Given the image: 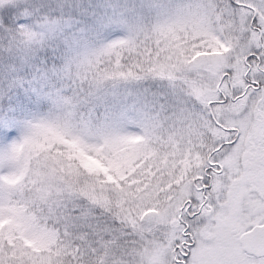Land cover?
<instances>
[{
    "label": "snow or ice",
    "instance_id": "6c2138e0",
    "mask_svg": "<svg viewBox=\"0 0 264 264\" xmlns=\"http://www.w3.org/2000/svg\"><path fill=\"white\" fill-rule=\"evenodd\" d=\"M0 264H264V0H0Z\"/></svg>",
    "mask_w": 264,
    "mask_h": 264
}]
</instances>
